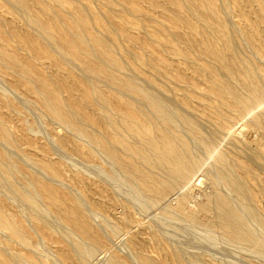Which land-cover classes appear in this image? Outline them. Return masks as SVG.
<instances>
[{"label":"bare ground","instance_id":"6f19581e","mask_svg":"<svg viewBox=\"0 0 264 264\" xmlns=\"http://www.w3.org/2000/svg\"><path fill=\"white\" fill-rule=\"evenodd\" d=\"M6 1H8L9 5L11 4L21 11H24L29 21V26L27 27L36 30V33L31 36L32 41L27 40V42L23 39L22 42H19L20 44L17 43L19 44L18 47L21 48L23 45V48H29L32 51L33 57L44 62L48 61L47 65L50 67L54 64L56 67L62 68L64 72H67L63 74V78L60 76V79L56 77L53 78L49 73L45 75V73L41 74L36 72L32 67L33 65L25 62L15 49L9 47L8 39L5 37L0 27V65L10 70V74L8 73L6 76L18 81V83L21 84V88L24 89V92L31 97L33 96L41 104L40 106L44 108L46 113L60 121L65 127L71 129L76 134L86 138L88 142H90L88 143L90 146L91 144L92 146L94 145L93 149L95 146L99 147L98 149H101L112 162L118 166L120 172L137 185L139 187L137 188L142 190L138 191L143 192L145 194L144 196L152 203L159 204L163 200H166L165 197L168 194H172L173 191L177 193L176 189H179L181 185L190 181L196 171L198 172L197 169L202 163V158L197 155L199 153H195L194 148L195 145L201 146L207 154L214 157L215 163L218 166L217 169H219L220 179L236 193L237 199L244 205V209L240 210V207L237 208L228 195L218 192L213 195L215 196L213 198V203H207L197 208L190 207L186 197H182L181 200L176 197L180 201L175 198L178 203L175 206L170 205L172 206V210L174 209L178 213H183L190 221H195L199 213H209L215 209L216 214L210 219L211 226L215 225L220 228L222 233L234 242H239L240 244L242 243L264 252L263 236L256 233L254 226L251 225L252 223L250 222V224L247 220L249 216L253 223L260 225L264 233V212L261 213V211H258L256 206L252 204V202L258 204L261 199H264L263 174L258 173L252 166L246 163H240L239 167L241 170H238V165L236 166L230 162L225 152L219 151V149L216 150L217 148L215 149V140L218 134L225 130H230L233 121H235V113L229 110V106H235L240 111L248 113L253 111L257 103L263 105L262 102L264 101V69L257 66L254 61L247 57L248 55L245 56L242 54L245 49L244 45L223 19V14L227 13L225 0H172L175 16L184 21L189 29V34H185V40L192 45V49L198 52L201 57L208 60V62L203 63L194 59V55L189 54L190 52L184 53V57L186 60L193 63L195 78H204L206 80L207 95L216 98L220 102L222 108L221 113L223 115L221 114L222 117L216 119L211 134H207L204 131V129H206L202 127L204 123L201 124L198 122L199 120H196V117L189 114L192 113L191 111L193 110L187 113L186 111L184 112L183 110L173 107L168 102L169 98H167V94V96L165 95L163 86L157 85L156 83L153 84V87H151L152 85L148 86V80L147 82L146 80L144 81L147 83L146 85L141 82L142 80L139 81V79H141L140 76L138 79L124 72L126 65L124 66L123 62L120 60L121 57L119 58L117 56L118 54L111 46V43L108 44L107 35L105 36V40L102 36L95 35L97 32L95 34L91 33L90 20H93L96 16L90 18V15V17H88L89 14L86 10H90L86 9V6V10L84 7H73L75 13H72L75 16L61 19L58 15V11L56 12L55 8H53V2L62 4L63 6V3L68 2L67 0H52V3L48 0ZM112 1L113 0L110 1V4H113ZM255 1L260 13L259 21L250 18H247V21L251 25L253 32L259 36V41H257L255 45L257 50L264 51V38L261 36L262 33H264V4L260 0ZM32 2L37 3V5H32ZM121 4H124V2ZM59 6L61 5H58V7ZM112 6L113 5H111V7ZM35 7H37L36 10ZM115 8L114 6L113 9ZM40 13L42 16H40ZM98 19L99 18H97V20ZM98 22L107 32H112L104 25L105 23L103 24L102 21L100 22L99 20ZM94 23L96 25V22ZM94 23L92 26L96 27L97 25L95 26ZM233 24L234 26L236 25L234 22ZM27 32L23 35H27ZM111 35H113V32ZM117 35L116 33V36ZM174 37L175 35H173V38ZM28 38L30 39V37ZM113 44L115 46V43ZM184 51L185 50H183V52ZM136 59L135 61H137ZM138 60L142 61V58ZM75 67L79 69L78 71H80L81 74L76 72V69H74ZM138 70L136 69V71ZM152 81L149 82L152 84ZM73 87L77 88L79 91L78 95L72 92ZM106 87L107 89H105ZM108 89L111 90L109 91ZM65 93L69 96L66 97ZM187 97L190 98L188 95ZM178 104L179 103H177V105ZM189 104L188 102V105ZM254 121L264 127V106L262 111L260 110V112L254 114ZM97 127H101V129ZM13 129V126L8 123L3 112L0 111V143L3 146L5 145V147L7 145V147H15V149L19 148L22 150L23 146L28 144L27 137H25L26 135L24 136L23 133V135L20 134L16 137V133ZM72 142L79 153L88 157L93 155V151L90 148H84L74 143V141ZM4 149L0 146V186L2 185L5 187L13 196L15 195V197H17L15 198L16 200L20 199L22 202H25L31 208V211H29V207L24 205L25 203L23 204L26 206V208L24 207L26 211H29L28 213H33V209L39 210L38 213L40 212V214L34 211L35 213H33L32 217L31 215L29 216L32 218L31 223H33L34 228L36 227L42 230L47 240H58L57 235L61 234L53 225L54 223H50L48 220L49 218L47 217V219L44 215L43 212L47 210L53 212L55 215L53 216L55 221L53 217L51 218L54 222H56L57 217L59 221L61 220V222L63 221L70 226L72 231L74 230L75 233L77 232L76 234L68 235L69 237L67 236L68 239L72 241H69V243H72L70 252L73 251L71 253H74L76 256L74 264H89V258L91 259L94 249L106 248L107 242L92 222L90 217L91 214H89L84 203L85 201L83 202L81 198L82 196H70L67 192V195L71 198H69L68 201L62 199L63 194L62 196L58 195V186L55 182L54 184L57 187L55 188L56 191L52 189L53 186L51 187L47 184L50 182L47 181V183H45L44 181L46 180L44 179L43 181V179L38 177L37 173L36 175L32 174L30 177L23 173L27 176V178L24 176L27 181V188L21 187L22 184L19 186L20 183L18 185V181H16L18 177L15 178L19 166H17V162L9 154L8 148L7 150ZM24 152L26 153L25 149ZM30 152L32 153V151H29V153ZM29 153H26L29 159L24 153H22V155L26 157L28 161L32 160V164L36 163V166L38 164L53 173L49 163L41 162L36 156ZM252 154L264 169V152L258 150L252 152ZM73 156L75 157V155ZM249 158L251 160V157ZM259 166L258 169H260ZM63 168L64 167H62V169ZM57 179H59V177ZM53 180L55 181V179ZM60 180L61 182L63 181L61 178ZM51 184L53 185V182ZM77 190L80 189H76V191ZM80 191L81 193H78V195L86 194L85 192L82 193L84 190ZM65 193L66 190L64 194ZM107 194L105 198L112 204L114 200L107 196ZM83 197H85V195H83ZM40 199L44 200V206L40 205ZM95 205V207L98 208L101 206V204L98 203ZM103 206L104 205H102V207ZM50 212H48V214ZM50 215L52 214L50 213ZM130 217L126 216L119 222L117 221L118 224L114 231L127 227L130 223ZM28 218L29 217H27V219ZM55 224L57 225V223ZM210 224L208 225L210 226ZM129 226L131 227V225ZM27 227L28 226H26L22 220L16 219L11 209L6 211L0 204V231L9 232L11 236L22 244V246L24 245L28 249L35 245V238L31 228L28 227L30 228L29 230ZM61 227L66 231L67 228L64 226ZM72 231L68 229L66 233L71 234L69 232ZM64 233H62L63 237L65 236ZM77 234L80 236L79 238ZM151 236L154 240V250L152 251H156L155 253L160 256L163 255V259L160 262H156L161 258H156L157 260H155L153 256L156 254L154 253L155 255L153 256L150 254L151 252L147 247H149L151 243H146L149 244V246L141 243L140 249L137 250L136 260L138 261H136V263L190 264V261L188 262L187 260V262H185L183 260L184 258H181L180 255L183 254L179 255L175 252L176 250L174 251L168 243L161 240L156 233H153ZM58 243L60 245L64 244L62 239H59ZM1 244L4 245V247ZM5 248H10L14 259L24 260L26 264H42L32 256H24L19 253L14 247L4 241L2 237H0V264H14L11 257L9 256V258L5 254L8 253L9 250L6 249L7 252L4 253ZM60 251L63 252L64 249ZM111 257L109 264H132L127 258H119L120 256L118 257L116 255ZM156 257L158 256L156 255ZM191 263L193 264V262ZM15 264H17V262Z\"/></svg>","mask_w":264,"mask_h":264},{"label":"rangeland","instance_id":"374dc122","mask_svg":"<svg viewBox=\"0 0 264 264\" xmlns=\"http://www.w3.org/2000/svg\"><path fill=\"white\" fill-rule=\"evenodd\" d=\"M48 1L50 3L53 2L52 0ZM67 1L68 2L63 3V6L62 4H56L53 2V8H55L56 12L58 11V15L61 19H66L70 16L74 17L75 15L73 13H75V6L84 7V9L86 6V9L90 10L88 11L85 9L89 14L88 17H90V15V18H92V16H96L94 18L96 20L93 19L94 21L92 19L90 20L89 18L91 22V33L95 34L97 32L95 35H99L100 37L102 36L103 38H105L107 35L106 38L108 37V44L111 43V46L118 54L117 56L119 58L121 57L120 60L123 62L124 66L126 65L124 72H127V74L133 75L138 79L140 76L141 79H139V81L142 80L141 82L145 83L146 85L148 80V86L152 85L151 87H153V84L155 83L157 85L163 86V89H165L164 93L165 95L167 94V98H169L168 102L173 107L183 110L184 112L186 111L187 113L193 110L191 111L193 114H189L196 117V120H199L198 122L201 124L204 123L202 125L203 129L206 128L204 131L207 134H211L213 132L216 119L221 118L223 115L221 113L222 108L220 102L216 98L207 95L206 80L204 78H195L194 65L192 62L186 60L184 53L190 52L189 54L194 55V59L203 63H207L208 60H206L204 57H201L198 52L192 49V45L185 40V34H189V29L184 21L175 16L172 0H113V4H110L111 0ZM225 1V5L227 7L226 12L230 13L223 14V19L235 32L236 36L244 45L245 49L242 54L245 56L248 55L247 57L254 61L257 66L264 69V51L257 50L255 46L256 42L259 41V36L253 32L251 25L247 21V18L259 21L260 13L258 11L256 1ZM260 1L264 4V0ZM122 2H124V4H121ZM34 3L35 2H32V5L36 6L37 3ZM58 5L61 6L58 7ZM111 5L113 6L111 7ZM114 6L120 9H113ZM36 9L37 7H35V10ZM25 14L26 13L24 11H21L17 7H14L11 4L9 5L8 1L0 0V27L3 30L5 37L8 39L9 47L15 49L18 55L25 62L33 65L32 67L36 72L41 74L45 73V75L49 73L53 76V78L56 77L60 79V76L63 78V74L67 72H64L62 68L56 67L54 64L52 67H50L47 65L48 61L44 62L40 59L38 60L36 57H33L32 51L29 48H23V45L21 48L18 47L20 44L19 42H22L23 39L26 41H32L31 36L36 33V30H33L31 27H27L29 26V21L27 14ZM40 16H42L41 13ZM97 18H99L98 20L100 22L102 21L103 24L105 23L104 25H106L109 30L113 32L114 36L111 35L112 32H107L103 26H101ZM94 22H96L97 26ZM233 22L236 23L237 26H234ZM93 23L96 27L92 26ZM237 28L239 29V32ZM26 32L29 35H23L26 34ZM115 32L118 34L117 36ZM173 35H175L174 38ZM261 36L264 38V33H262ZM28 37H30V39ZM113 43H115V46ZM183 50L185 51L183 52ZM136 58H142V61H139ZM135 59L137 61H135ZM136 62L139 63L137 64ZM74 69H76L78 74H81L77 67ZM136 69L139 70L136 71ZM9 72L10 70H8L5 66L0 65V111L3 112L8 123L13 126L16 137L23 133L24 136L26 135L25 137H27L28 144L24 145L25 147L23 146V151L19 148H16L18 149L16 150L15 147H7V145L5 147V145L3 146L1 143L0 146L3 149L5 147L6 150L8 148L9 154L17 162V166H19L18 172L16 173L18 175L15 174V178L18 177V180L16 179V181H18V185L20 183L19 186L22 184L21 187L27 188V176L30 177L32 174L36 175L37 173L38 177L43 179V181L44 179L46 180L44 181L45 183H47V181L50 182L47 184H49L51 187L53 186L52 189L55 191V188H57L56 185L58 186L57 192L59 193V196H62L63 194V198L61 197L62 199L68 201L69 198H71V195L76 197L82 196L81 198L83 199V202L85 201V206L87 207L89 214H91L90 217L92 222L101 232L107 242L106 248L94 249L91 259L89 258V264H109V261L112 258L111 256L113 255L118 257L120 256L119 258H127L132 264H138V262L136 263V261H138L136 260V255L137 250L141 247V243L145 244L146 246H149L151 243L147 248L150 250V254L152 256L155 254L158 256H153L155 257V260L161 258L160 260L158 259L159 261H156L160 262L163 259V255L160 256L155 253L156 251H152L154 250V240L151 236L153 233H156L161 240L168 243L170 247H172L174 251L176 250L175 252H177L179 255L183 254L180 255L181 258H184L183 260L185 262H187V260L188 262L190 261V264H192L191 262H193V264H264V252L254 247L247 246L242 243L240 244L239 242H234L224 235L220 228L215 225L211 226L210 219L215 216V209L211 211L212 213H199L197 216L198 219L196 218L195 221H190L183 213H178L174 209L172 210V206H175L178 203L177 200L179 199L177 198H180L181 200L182 197H186L190 207L197 208L207 203H213V198L215 197L213 195L218 192L228 195L233 200L237 208L240 207V210L244 209V205H242V203L237 199L236 193L220 179L219 169H217L218 166L215 163L214 157L210 154H207L201 148V146L195 145L194 148L195 153H199L197 155L202 158V163L197 169L198 172L196 171L195 175L190 179V181L181 185L179 187L180 190L176 189L177 193L173 191L172 194H168L165 197L166 200H163L159 204L152 203L146 196H144L145 194L141 192L142 190L138 189L139 187L137 185H135L127 176L123 175V173L120 172L118 166L115 165L101 149H98L99 147L95 146L93 149L94 145L92 146L91 144L90 146V144H88L90 142H88L86 138L76 134L71 129L65 127L60 121L54 119L52 116L46 113L44 108L40 106L41 104L33 96L31 97L26 92H24V89L21 88V84H19L18 81L6 76ZM145 80L146 82H144ZM149 81H152V84ZM105 89H107V87ZM108 90L110 91L111 89ZM72 92L74 94L76 93L75 95L79 94L77 88L74 87ZM65 95L66 97L69 96L67 93H65ZM187 95L190 96V98L187 97ZM188 102L190 103L189 105ZM177 103L179 104L177 105ZM262 103L263 105L261 103H257L254 106L256 109L254 108L252 112L248 113L240 111L235 106H229V110L235 113V121H233L230 130L228 129V131L225 130L218 134L215 140V149L217 148L216 150L219 149V151L225 152L230 162L236 166L238 165V170H241L239 167L240 163H246L252 166L258 173L263 174L264 177L263 167L252 154V152L258 150L264 152V127L254 121V114L260 112V110H263L264 101ZM97 128L101 129V127ZM72 141L81 147L90 148L93 151V155L88 157L82 153H79L74 147ZM24 149L27 154L29 151H32V153L30 152L29 154L36 156L39 161L49 163L54 175L51 171L44 169L42 166L38 164L36 166L34 161V164L31 163L32 160L28 161L29 158L24 152ZM22 153H24L28 159L24 157ZM73 155H75V157ZM249 157H251V160ZM256 165H260L262 170L260 166V169H258V166ZM62 167L66 168L62 169ZM23 173L27 176H25ZM24 176L26 178H24ZM58 177L59 179H57ZM60 178L63 180L62 182ZM53 179H55V181ZM52 182L53 185L51 184ZM1 187L3 186L1 185L0 188ZM4 188L5 187L0 189L1 206L6 211L11 209L17 220H22L26 226L31 228L35 238V245L27 249V247L24 245L22 246V244L7 231H0V237H2L4 241H6L10 246L14 247L22 255L32 256L42 264H74L76 261V256L74 253H71L73 251L70 252L72 249V243H69L71 240L68 239V235H73L77 232L75 233L74 230L72 231L70 226H68L63 221L61 222V220L59 221L57 217L56 222H54L55 218L53 216L55 215L53 212L47 210L43 212L44 215L46 218H49L47 219L50 221V223H54L53 225L56 227L57 231L61 233V236L59 234L57 235V239H62V242L66 247L64 244L60 245L58 240H47L43 234V231L37 229L36 227L34 228L33 223H31V217L33 213H38L39 210L33 209V213H28L31 211V208L25 202H22V200H16L15 198L17 197H15V195L13 196L12 193L8 192L6 188ZM76 189L84 190L82 193L85 192L86 194L78 195V193L80 194L81 191H76ZM65 190L66 195L64 194ZM67 192L70 196L67 195ZM106 194L114 200L112 204L106 200ZM83 195H85V197H83ZM40 203L41 206H44V200L40 199ZM97 203L101 204L99 208L95 207V204ZM23 204L28 206L29 208H27L30 210L26 211V206ZM252 204L253 206H256L258 211H261V213L264 212V199H261L258 204H254L253 202ZM102 205L104 206L102 207ZM48 212H50L52 215H50V213L48 214ZM38 214H40V212ZM46 214L50 215L51 217L47 216ZM29 215H31V217ZM26 216L29 218L27 219ZM126 216H131L128 226L114 231L118 222ZM52 217L54 218V221L51 219ZM248 217V222L252 223L250 224L254 226L256 233H259L260 236H263L264 240V233L262 232L260 225L253 223L251 218ZM55 223H57V225ZM208 224H210V226ZM129 225H131L132 228ZM61 226L67 228L66 231L63 230V227ZM30 228L28 229L30 230ZM68 229L72 231L69 232L71 234L66 233L68 232ZM62 233H64V237ZM79 237L80 236L78 235V238ZM148 242L149 244H146ZM2 246L4 247V245ZM61 248L64 249L63 252L60 251L63 250ZM6 249L9 250V255L8 253H5L7 252ZM4 253L6 256L11 257L14 264L16 262L17 264H26L24 260L14 259L10 248H5Z\"/></svg>","mask_w":264,"mask_h":264}]
</instances>
